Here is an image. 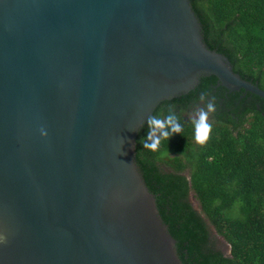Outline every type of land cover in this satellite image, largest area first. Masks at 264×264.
Here are the masks:
<instances>
[{
    "label": "water",
    "instance_id": "1",
    "mask_svg": "<svg viewBox=\"0 0 264 264\" xmlns=\"http://www.w3.org/2000/svg\"><path fill=\"white\" fill-rule=\"evenodd\" d=\"M202 74L264 98L190 0H0V264H183L135 145Z\"/></svg>",
    "mask_w": 264,
    "mask_h": 264
},
{
    "label": "trees",
    "instance_id": "2",
    "mask_svg": "<svg viewBox=\"0 0 264 264\" xmlns=\"http://www.w3.org/2000/svg\"><path fill=\"white\" fill-rule=\"evenodd\" d=\"M203 41L227 56L232 69L264 90V0H190ZM157 104L151 114L174 111L182 133L143 148L145 122L136 136L135 161L154 194L162 221L183 264H264V98L229 90L213 74ZM215 97L208 139L193 138L189 113L204 107L200 93ZM200 210L190 201V192ZM229 246L217 248L208 225Z\"/></svg>",
    "mask_w": 264,
    "mask_h": 264
},
{
    "label": "clouds",
    "instance_id": "3",
    "mask_svg": "<svg viewBox=\"0 0 264 264\" xmlns=\"http://www.w3.org/2000/svg\"><path fill=\"white\" fill-rule=\"evenodd\" d=\"M199 100L204 102V107L196 110L194 117L191 119V125L195 142L203 144L208 139L212 128L208 117L210 113L215 112L216 104L215 97L204 91L200 93ZM145 124L148 130L142 145L144 149L153 152L160 148L162 141H168L172 135L182 133V123L174 111H169L163 118L149 114ZM39 133L41 137L48 135L46 128L43 126L40 127ZM3 240V235H0V242Z\"/></svg>",
    "mask_w": 264,
    "mask_h": 264
},
{
    "label": "rangeland",
    "instance_id": "4",
    "mask_svg": "<svg viewBox=\"0 0 264 264\" xmlns=\"http://www.w3.org/2000/svg\"><path fill=\"white\" fill-rule=\"evenodd\" d=\"M189 115L193 117L195 114L189 113ZM189 198L194 208H196L197 210H200L199 203L197 199L194 197L192 191L190 192ZM208 227H209L212 238L217 241L216 247L220 248L222 251L228 252L229 246L227 242H225L224 239L215 232L214 228L210 224L208 225Z\"/></svg>",
    "mask_w": 264,
    "mask_h": 264
}]
</instances>
